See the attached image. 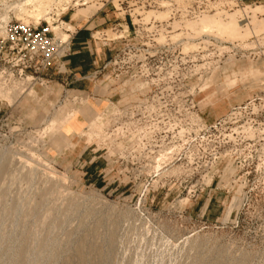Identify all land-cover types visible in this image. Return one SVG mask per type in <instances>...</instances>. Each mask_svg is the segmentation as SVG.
I'll return each mask as SVG.
<instances>
[{
  "label": "rangeland",
  "instance_id": "obj_1",
  "mask_svg": "<svg viewBox=\"0 0 264 264\" xmlns=\"http://www.w3.org/2000/svg\"><path fill=\"white\" fill-rule=\"evenodd\" d=\"M99 2L136 34L87 129L52 87L0 86L44 103L0 120V264H264V0H0V35L66 39L65 12Z\"/></svg>",
  "mask_w": 264,
  "mask_h": 264
},
{
  "label": "crops",
  "instance_id": "obj_2",
  "mask_svg": "<svg viewBox=\"0 0 264 264\" xmlns=\"http://www.w3.org/2000/svg\"><path fill=\"white\" fill-rule=\"evenodd\" d=\"M64 17L72 27L71 53L63 64L58 63L48 69L43 74V83L37 84L52 87L55 91L53 99L62 102L60 104H69L67 110L60 114L74 110V119L81 124L80 129L83 130L87 129L93 112L98 111L95 104L93 106L88 103V99H95L93 96L97 94V74L101 73L125 43L134 38L136 27L126 9L107 2H99L95 6L82 4L66 11ZM36 88L38 93L44 87ZM99 99L100 97H96L95 100ZM34 100H29L24 95L12 104L0 98V120L38 119L43 112L44 103L38 105ZM95 102L98 104V101ZM67 134L74 136L76 132L71 130Z\"/></svg>",
  "mask_w": 264,
  "mask_h": 264
},
{
  "label": "built area",
  "instance_id": "obj_3",
  "mask_svg": "<svg viewBox=\"0 0 264 264\" xmlns=\"http://www.w3.org/2000/svg\"><path fill=\"white\" fill-rule=\"evenodd\" d=\"M62 29L68 33L66 39L58 38L47 24L5 22L0 35V81L42 84L43 74L58 63L63 64L71 53V30Z\"/></svg>",
  "mask_w": 264,
  "mask_h": 264
},
{
  "label": "bare ground",
  "instance_id": "obj_4",
  "mask_svg": "<svg viewBox=\"0 0 264 264\" xmlns=\"http://www.w3.org/2000/svg\"><path fill=\"white\" fill-rule=\"evenodd\" d=\"M40 1V0H39ZM42 1V0H41ZM37 5V4H36ZM259 8V7H258ZM217 22V21H216ZM219 23V22H218ZM207 24V23H206ZM209 24V23H208ZM207 24V25H208ZM230 24L231 23H229L228 25H229V27H230ZM204 25V24H203ZM215 25H216V23H215ZM218 25V24H217ZM205 26V25H204ZM219 26V25H218ZM221 26V25H220ZM224 27V26H223ZM222 27V28H223ZM227 27V26H226ZM220 28V27H219ZM234 28H236L235 26H234ZM224 29V28H223ZM225 29H227V28H225ZM231 30H233V29H231ZM234 32H236V31H234ZM233 33V32H232ZM229 34H230V30H229ZM0 86H1V88L3 89V90H6L7 92H9V93H12V94H17V93H19V94H21V93H23V92H25V90L27 89V88H22V87H19L18 86V83H16V82H13V83H11V84H8V83H3V82H1L0 81ZM26 87H28V86H26ZM19 91V92H18ZM14 92V93H13Z\"/></svg>",
  "mask_w": 264,
  "mask_h": 264
}]
</instances>
